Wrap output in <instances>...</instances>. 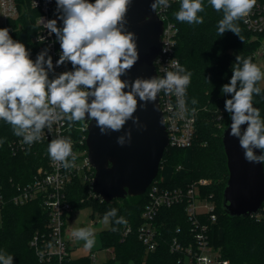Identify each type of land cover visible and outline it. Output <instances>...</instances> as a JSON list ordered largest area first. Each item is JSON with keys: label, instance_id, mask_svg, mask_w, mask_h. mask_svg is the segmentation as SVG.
Instances as JSON below:
<instances>
[{"label": "clouds", "instance_id": "1", "mask_svg": "<svg viewBox=\"0 0 264 264\" xmlns=\"http://www.w3.org/2000/svg\"><path fill=\"white\" fill-rule=\"evenodd\" d=\"M209 2L214 10L223 12L218 23L220 36L226 31L239 36L240 29L234 21L249 14L256 4V0ZM131 3L132 0H56L62 27L57 26V19L44 24L60 44L56 65L69 62L72 70L52 79L49 72L53 70V62L47 49L33 61L26 46L14 40L9 29L0 28V120L9 124L14 135L23 138L24 144L31 146L40 141L46 127L50 129L53 123L64 119L95 121L101 134L109 130L119 132L129 120L138 123V117L134 116L137 98L145 103L155 101L161 90L166 94L185 95L192 74L178 61H171L175 71H167L164 78H137L131 83L121 78L139 59L135 33L125 30ZM169 6V0L151 3L153 11ZM203 10L202 0H181L175 18L180 22L201 24L203 18L198 13ZM261 79L264 72L251 57L237 55L230 82L222 86L221 92L231 94V98L224 101V110L231 118L229 135L239 139L248 162L264 164V119L253 106V95L261 93L256 86ZM192 103L197 101L193 99ZM179 106L183 109L185 101L180 100ZM126 135L130 141L131 132ZM117 143L123 146L124 137H119ZM48 154L65 169L74 166L76 157L70 139H52ZM116 214L117 210L111 209L105 214L104 222ZM123 222V217L116 220L117 224ZM71 235L85 241L86 249L95 244L94 231L90 228L74 229ZM0 264H14L13 256L0 254Z\"/></svg>", "mask_w": 264, "mask_h": 264}, {"label": "trees", "instance_id": "2", "mask_svg": "<svg viewBox=\"0 0 264 264\" xmlns=\"http://www.w3.org/2000/svg\"><path fill=\"white\" fill-rule=\"evenodd\" d=\"M180 4L181 0L171 4L169 17L179 27L176 54L184 63L186 71L192 74L186 88V99L191 110L197 114V130L190 149L171 146L166 148L156 180H161L162 171L169 169L170 176L172 175L171 183L183 182L184 176L172 173V169L186 162L187 154L192 151L194 156L192 155L190 171L185 177L192 180L202 176L214 178L213 184L202 189L204 194L211 196L217 203L218 219L214 227V244L220 248L222 256L229 260L230 264H264V205L259 214L246 218L232 217L222 209L223 192L229 178L222 132L229 123L222 125L219 118L222 115L220 107H224V101L231 98V94H223L221 89L224 84L230 82L236 56L251 57L252 62L261 69L255 52L264 35L260 38L253 37L240 18L234 21L240 29L239 36L231 31H226L220 36L218 23L223 18V12L214 10L209 0H202L204 10L198 13V16L203 18V23L189 24L177 21L175 13L180 10ZM38 14L36 9L24 10L19 17L21 27L11 34L14 40L23 43L27 49L31 45L30 51L37 48L33 37L37 32L35 21ZM256 86L261 89V93L253 95L254 107L259 109L261 119H264V88L260 86L259 81ZM193 99L197 101L196 104L192 103ZM74 123L80 125L82 121ZM16 137L12 127L1 120L0 161L4 179L13 177L17 181H27L32 178L35 169L45 161L37 147L28 154L12 156L9 141ZM85 146L87 147V144ZM196 153L205 155L209 161L204 163ZM91 190L89 182L75 179L68 188V199L73 210L88 205L103 215L111 209L117 210L116 216L111 217L112 229L101 232L104 248L112 250V256L102 264H180L181 255L171 252L169 243L174 237H178L181 242L192 240L190 221L182 206L162 210L158 223L163 238L156 250L148 252L136 233V228L141 222V213L147 203V193L125 199L117 198L107 203L101 197L95 196ZM120 217H123L124 222L117 224L116 220ZM46 221L47 213L39 202L23 206L8 205L0 226V254L13 256L14 264H42L30 241L36 231L44 229ZM126 224H132L134 231L123 237L121 232ZM178 227L181 228L180 232H177ZM113 228L116 231H113ZM66 264L92 262L90 256H70Z\"/></svg>", "mask_w": 264, "mask_h": 264}, {"label": "built area", "instance_id": "3", "mask_svg": "<svg viewBox=\"0 0 264 264\" xmlns=\"http://www.w3.org/2000/svg\"><path fill=\"white\" fill-rule=\"evenodd\" d=\"M178 1L180 0H169V5ZM170 6L157 8V14L164 22L161 50L154 60L158 78H164L167 71H175L171 67V61H178L186 68L176 54L179 27L169 17ZM27 8L39 11L35 21L37 32L33 37L37 48L29 51L30 58L35 61L39 53L48 50L53 62V70L49 72L50 79L64 71H71L72 66L69 62L56 65L61 52L60 44L56 35H50L44 24L48 20L57 19V26L62 27V21L58 19L60 13L57 11L56 0H0V28L9 29L11 35L15 29L21 27L19 17ZM242 21L256 38L264 35V0H256L255 6L249 14L242 17ZM40 37L44 38L43 41L39 39ZM255 56L264 68V37L260 39ZM158 94L169 136L167 147L190 149L195 140L197 114L187 104L186 93L184 96H177L174 92L166 94L161 90ZM180 100L185 101L183 109L179 106ZM87 135V124L79 125L64 119L53 123L50 129L46 127L42 132V139L31 146L24 144L22 137L17 136L10 140L9 149L12 156L28 154L37 147L45 161L35 169L32 178L27 181H17L13 177L5 180L0 161V226L8 205L23 206L39 202L47 213V221L43 230L35 232L30 245L42 264H66V260L71 256L73 243L77 241L72 237L73 227L68 223L73 212L72 203L68 199V188L75 179L89 182L91 188L93 187L96 170L88 157V147L85 146ZM58 137L70 139L72 152L76 157L73 167L65 169L49 157L48 144ZM68 159L71 161V157ZM189 171L190 163L186 161L172 169V173L184 176L183 182L171 183L170 177L155 179L150 184L145 192L147 203L141 213V222L136 228L138 239L148 252L156 250L163 238L158 223L160 213L165 208L180 205L190 221L192 240L181 242L178 237H174L170 241L171 252L181 255L179 263L230 264L229 260L222 256L220 248L214 244V227L218 219L217 203L202 190L208 185V180L205 178L192 180L185 177ZM92 193L101 197L93 191ZM133 231L134 226L126 224L121 233L126 237ZM180 231L181 228L178 227L177 232ZM90 259L92 264H102L95 252L90 255Z\"/></svg>", "mask_w": 264, "mask_h": 264}, {"label": "water", "instance_id": "4", "mask_svg": "<svg viewBox=\"0 0 264 264\" xmlns=\"http://www.w3.org/2000/svg\"><path fill=\"white\" fill-rule=\"evenodd\" d=\"M153 0H132L126 15L125 30L135 33L139 59L121 78L131 83L137 78L157 77L155 57L161 50L164 22L151 9ZM127 90V89H126ZM135 117L119 132L101 134L95 121L87 124L88 157L96 173L92 191L109 203L117 198L145 194L159 174L164 152L169 144L159 94L155 101H139ZM254 106V102H253ZM231 118L222 132L229 178L224 188L222 209L232 217L246 218L259 214L264 205V164L244 158L239 139L229 135ZM242 130L246 125L241 126ZM131 132V139L126 133ZM124 137V145L117 143ZM257 150V155H259Z\"/></svg>", "mask_w": 264, "mask_h": 264}, {"label": "rangeland", "instance_id": "5", "mask_svg": "<svg viewBox=\"0 0 264 264\" xmlns=\"http://www.w3.org/2000/svg\"><path fill=\"white\" fill-rule=\"evenodd\" d=\"M253 37H254V35H253ZM30 46L28 48L29 51L31 49ZM261 71L264 72L263 67H261ZM259 84L261 87L264 88V79H261L259 81ZM219 110L222 113V115L219 116L221 124L222 125H224L225 123L228 124L230 114H228L224 110V107H220ZM191 152L192 151H190L189 154H187V156H186L188 159L187 163H190V165H191V159L194 156V153L193 152L191 153ZM196 154L200 155V158L199 157L198 158L200 160H203L204 163H207V161H209V159L205 155H201L200 153H196ZM210 158H211V156H210ZM166 172H167L166 169H164V171H162V178L163 179L166 178ZM202 178H205L208 180V185H211L214 182L213 177L202 176ZM104 216L105 215L100 214L97 211H94V209L92 207H90V205L80 207V208H77L76 210H73V212L71 213V216L68 220V223L73 227V230L78 229V228H82L81 225L85 224V226L87 228H90L94 231V238H95V244L91 249H86L84 247L85 241H83V240L75 241L73 243V248H72V252H71V256L73 258L90 256L93 252H95L98 261H100L101 263H104L112 256V250L104 248L101 232L104 230L112 229L113 221H112V218L109 217L107 223H105L104 222Z\"/></svg>", "mask_w": 264, "mask_h": 264}, {"label": "crops", "instance_id": "6", "mask_svg": "<svg viewBox=\"0 0 264 264\" xmlns=\"http://www.w3.org/2000/svg\"><path fill=\"white\" fill-rule=\"evenodd\" d=\"M166 171H167V172H166V179H170V177H171V176H170V170H169V169H166ZM164 174H165V173H164ZM81 227H82V228H87V227L85 226V224H82ZM72 248H73V247H72ZM106 249H110V248H106ZM71 252H72V251H71Z\"/></svg>", "mask_w": 264, "mask_h": 264}]
</instances>
